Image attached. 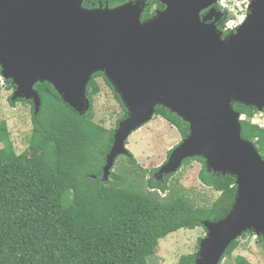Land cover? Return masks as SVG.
Wrapping results in <instances>:
<instances>
[{
	"label": "water",
	"instance_id": "obj_1",
	"mask_svg": "<svg viewBox=\"0 0 264 264\" xmlns=\"http://www.w3.org/2000/svg\"><path fill=\"white\" fill-rule=\"evenodd\" d=\"M87 0H0L1 78L12 97L31 101L35 86L51 84L62 100L85 115L87 88L103 73L128 111L107 155V181L127 140L162 106L190 126L189 136L157 176L176 173L188 159L236 179L237 194L226 219L205 223L196 264H220L230 245L249 231L264 238V159L242 139V115L233 104L264 111V0L225 35L218 0H161L165 8L146 21V0L110 9L84 8ZM202 13H205L202 15Z\"/></svg>",
	"mask_w": 264,
	"mask_h": 264
},
{
	"label": "trees",
	"instance_id": "obj_2",
	"mask_svg": "<svg viewBox=\"0 0 264 264\" xmlns=\"http://www.w3.org/2000/svg\"><path fill=\"white\" fill-rule=\"evenodd\" d=\"M130 1L136 0H87L84 8L102 4L113 9ZM146 2L143 22L165 8L161 0ZM231 20L224 13L217 24L225 35L232 32L226 31ZM99 78L122 109L115 129L95 122L94 102L102 92ZM5 84L7 90H15L11 81ZM35 90L42 107L38 116L32 108L33 130L25 152L15 151L7 126L0 125V264H150L161 239L180 230H207L206 222L218 223L230 214L236 179L208 170L203 158L188 159L183 167L194 161L202 164L200 182L220 194L211 207L194 205L170 185L173 175L158 180L160 169L144 170L130 151L125 156L129 167L104 180L107 155L128 111L103 73L89 83L92 108L85 115L66 104L51 84L39 83ZM12 97L9 101L15 106ZM19 101L33 106L31 101ZM233 107L245 117L240 121L242 139L254 143L264 159V128L253 123L258 110L237 103ZM155 117L175 127L183 140L189 136V124L170 110L159 106ZM257 240L264 247V238ZM239 246L240 239L230 245L220 264H252L243 256L233 258ZM198 253L184 255L176 264H196Z\"/></svg>",
	"mask_w": 264,
	"mask_h": 264
},
{
	"label": "rangeland",
	"instance_id": "obj_3",
	"mask_svg": "<svg viewBox=\"0 0 264 264\" xmlns=\"http://www.w3.org/2000/svg\"><path fill=\"white\" fill-rule=\"evenodd\" d=\"M98 82L102 87V92L94 102L95 122L107 129H115L118 118L122 116V109L105 81L99 78ZM0 88V125L7 126L15 151L21 154L28 149V139L33 130L32 108L34 107L25 105L19 100L15 101V106H12L9 99L14 95L15 90H7V85L1 77ZM258 114L259 117L254 121L264 125V111L258 110ZM242 118L245 119V117ZM183 141L175 127L161 117H154L151 122L133 132L127 140L126 148L144 170L151 171L165 166L170 158L169 153L173 152ZM0 148H3L2 143H0ZM128 167L126 157L120 156L112 172L121 173L123 168ZM201 169L202 164L196 161L189 166L182 167L172 174L170 185L184 194L194 205L211 207L220 194L200 182ZM149 176V174L146 176V181L150 178ZM163 179L158 177L160 181ZM166 195L167 193L162 194L163 197ZM250 232L253 235L249 234ZM207 234V230L197 228L180 230L161 239L156 254L149 261L150 264H176L182 256L199 252V241L204 240ZM245 234H247L246 238H239L240 246L233 258L243 256L252 264H264L262 243L258 242L254 232L249 231Z\"/></svg>",
	"mask_w": 264,
	"mask_h": 264
},
{
	"label": "built area",
	"instance_id": "obj_4",
	"mask_svg": "<svg viewBox=\"0 0 264 264\" xmlns=\"http://www.w3.org/2000/svg\"><path fill=\"white\" fill-rule=\"evenodd\" d=\"M253 0H218L216 8L223 14H230L232 20L226 25V31H235L243 22H245L250 5ZM259 117V114L255 118ZM254 118V119H255ZM254 124L256 123L253 120ZM260 128H264V125L256 123Z\"/></svg>",
	"mask_w": 264,
	"mask_h": 264
},
{
	"label": "clouds",
	"instance_id": "obj_5",
	"mask_svg": "<svg viewBox=\"0 0 264 264\" xmlns=\"http://www.w3.org/2000/svg\"><path fill=\"white\" fill-rule=\"evenodd\" d=\"M5 81V80H4Z\"/></svg>",
	"mask_w": 264,
	"mask_h": 264
},
{
	"label": "flooded vegetation",
	"instance_id": "obj_6",
	"mask_svg": "<svg viewBox=\"0 0 264 264\" xmlns=\"http://www.w3.org/2000/svg\"><path fill=\"white\" fill-rule=\"evenodd\" d=\"M227 35V34H226Z\"/></svg>",
	"mask_w": 264,
	"mask_h": 264
}]
</instances>
